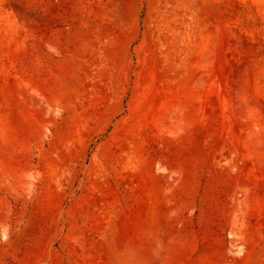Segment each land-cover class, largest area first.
Here are the masks:
<instances>
[{
	"label": "rangeland",
	"instance_id": "obj_1",
	"mask_svg": "<svg viewBox=\"0 0 264 264\" xmlns=\"http://www.w3.org/2000/svg\"><path fill=\"white\" fill-rule=\"evenodd\" d=\"M0 264H264V0H0Z\"/></svg>",
	"mask_w": 264,
	"mask_h": 264
}]
</instances>
